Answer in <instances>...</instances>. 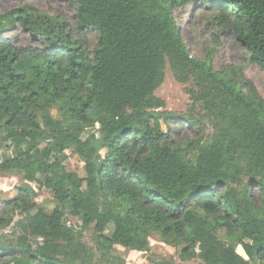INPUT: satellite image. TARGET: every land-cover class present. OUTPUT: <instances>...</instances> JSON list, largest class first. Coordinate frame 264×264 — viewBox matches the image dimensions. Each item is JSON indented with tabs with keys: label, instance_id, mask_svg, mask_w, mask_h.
I'll use <instances>...</instances> for the list:
<instances>
[{
	"label": "trees",
	"instance_id": "16d2710c",
	"mask_svg": "<svg viewBox=\"0 0 264 264\" xmlns=\"http://www.w3.org/2000/svg\"><path fill=\"white\" fill-rule=\"evenodd\" d=\"M70 2L74 24L28 6L0 14V124L6 138L27 147L4 159L0 172L24 171L30 181L44 176L55 201L52 209L36 207L29 185L0 200V227L15 209L27 212L14 225V244L0 243V256L14 264L89 262L88 246L64 223L69 201L84 226L94 225L105 251H145L158 233L182 247L183 260L264 264V98L241 67L215 70L193 56L176 16L195 2L217 10L212 23L232 31L249 61L264 67V0ZM17 27L27 33L25 43L6 34ZM89 33L98 39L93 50ZM167 65L178 82L194 81L188 93L214 121L209 140L202 119L162 110L156 90ZM53 104L63 105V117L53 116ZM96 125L98 134L89 131ZM185 128L198 134L192 157ZM44 134L53 143L40 154ZM68 148L84 160L85 177L66 170L62 159L51 161Z\"/></svg>",
	"mask_w": 264,
	"mask_h": 264
},
{
	"label": "rangeland",
	"instance_id": "374dc122",
	"mask_svg": "<svg viewBox=\"0 0 264 264\" xmlns=\"http://www.w3.org/2000/svg\"><path fill=\"white\" fill-rule=\"evenodd\" d=\"M33 7L38 12L45 13L50 16L60 17L75 23V8L70 0H0V14L15 11L21 7ZM217 10H212L200 2L189 3L186 6L179 7L176 10L178 23L181 27V33L184 41L187 44L191 54L202 60H206L213 69L219 70L223 66L229 68L241 67L243 74L248 79H251L260 95L264 98V67L251 63L248 59L249 52L235 37L232 31L223 30L219 26L212 23L213 16ZM8 35L15 37L16 42L25 43L28 35L21 27L9 30ZM98 39L95 33H89L87 37V45L93 50L97 45ZM232 71L231 69H227ZM195 89L193 80L187 83L178 82L169 65L166 67L165 80L163 84L156 90V95L165 100V108L177 114L195 115L203 120L204 124V141L210 139L214 133V121L205 110L202 102H194L191 99L188 91ZM193 110V111H192ZM52 114L55 118L64 116L65 108L63 105L53 104ZM98 125L94 128H89V131L98 134ZM163 128L166 129L165 124ZM188 139L191 140V145H185V149L189 157L195 154V144L198 139L197 131L184 129ZM48 143H53L52 137L49 134H44L40 139L38 147L40 154ZM27 149L26 145H17L12 140L6 138V129L3 124H0V163L8 158L15 157L22 151ZM104 154V151L101 152ZM62 159V164L66 170L75 172L81 177H85V162L84 160L68 148L62 152L57 150L53 152L51 161ZM45 177L37 175L36 180L30 181L25 178L24 171L0 172V200H9L20 196L24 185H29L34 191L32 195L33 202L36 207L45 206L52 209L55 206V201L49 190L43 186ZM247 181V178H244ZM83 189H86V184H83ZM253 196L256 201H259V189L255 186L252 188ZM31 197V196H30ZM32 212L35 209H31ZM64 223L80 234L81 240L88 246L91 264H204L201 258L195 257L191 260H183L181 257V246H173L161 239L160 234L152 233L149 235L150 246L145 251H138L127 248L121 245H114L109 251L101 249L94 239V225L84 226L82 218L74 216L71 212L70 202H66L63 206ZM2 214V213H1ZM27 212L22 208H17L11 214L13 219L5 227H0V243L4 245H13V230L17 221L25 217ZM114 230L111 224L105 231L110 235ZM237 246V251L248 259L243 248ZM89 262H80L77 264H88ZM0 264H14L12 261L5 260V257L0 256ZM251 264H260L252 262Z\"/></svg>",
	"mask_w": 264,
	"mask_h": 264
}]
</instances>
